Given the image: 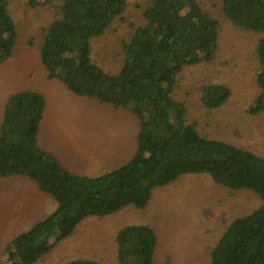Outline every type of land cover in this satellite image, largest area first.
Masks as SVG:
<instances>
[{
    "label": "trees",
    "instance_id": "1",
    "mask_svg": "<svg viewBox=\"0 0 264 264\" xmlns=\"http://www.w3.org/2000/svg\"><path fill=\"white\" fill-rule=\"evenodd\" d=\"M223 18L256 32L258 93L247 108L264 113V0H215ZM58 7L40 44V62L49 79H58L80 97L124 109L138 120L136 148L122 165L98 176L72 171L39 143L47 98L38 89L11 94L0 121V177L25 176L50 195L55 209L6 244L11 264H35L89 216L103 217L132 205L144 209L157 187L187 173H207L233 191L251 190L261 203L237 216L211 251V264H264V157L233 143L210 138L186 108L173 98L176 76L186 66L210 62L220 42L222 20L203 0H147L144 23L123 40L124 59L116 71L104 70L91 57L92 42L117 18L128 0H32ZM19 29L7 0H0V64L10 59ZM207 110L231 97L224 83L202 86ZM119 264H154L158 244L150 224L132 223L115 236ZM1 264V262H0ZM49 264V263H45ZM68 264H102L79 257Z\"/></svg>",
    "mask_w": 264,
    "mask_h": 264
},
{
    "label": "rangeland",
    "instance_id": "2",
    "mask_svg": "<svg viewBox=\"0 0 264 264\" xmlns=\"http://www.w3.org/2000/svg\"><path fill=\"white\" fill-rule=\"evenodd\" d=\"M46 1V0H39ZM19 29L14 55L0 64V121L7 98L20 90L38 89L47 98L39 143L58 155L72 171L98 176L127 162L136 148L138 120L124 109L94 98L80 97L58 79H49L40 62L44 28L58 7L33 5L32 0H7ZM147 0H128L122 18L93 40L91 57L104 70L116 72L123 63V40L144 23ZM222 20L220 42L210 62L186 66L176 76L173 98L186 108L185 119L201 133L233 143L264 157V113L247 108L258 93L255 77L258 34L223 18L215 0H203ZM224 83L231 97L220 108L207 110L202 86ZM260 198L251 190L233 191L207 173H187L154 189L146 208L132 205L103 217L85 218L74 232L56 243L35 264H68L79 257L119 264L115 236L127 224H150L157 232L154 264H211V251L229 223L256 208ZM54 199L25 176L0 177V262L11 264L5 246L15 235L48 216Z\"/></svg>",
    "mask_w": 264,
    "mask_h": 264
}]
</instances>
